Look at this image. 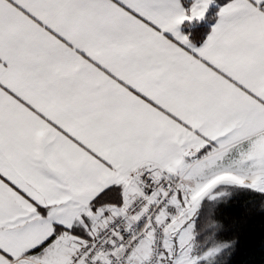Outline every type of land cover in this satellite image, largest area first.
<instances>
[{
    "label": "snow or ice",
    "instance_id": "1",
    "mask_svg": "<svg viewBox=\"0 0 264 264\" xmlns=\"http://www.w3.org/2000/svg\"><path fill=\"white\" fill-rule=\"evenodd\" d=\"M0 264H264V0H0Z\"/></svg>",
    "mask_w": 264,
    "mask_h": 264
}]
</instances>
